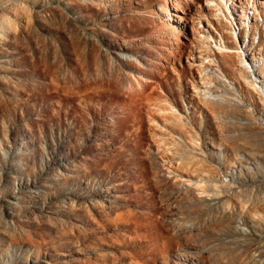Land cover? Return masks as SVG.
Returning <instances> with one entry per match:
<instances>
[{
	"label": "rangeland",
	"instance_id": "obj_1",
	"mask_svg": "<svg viewBox=\"0 0 264 264\" xmlns=\"http://www.w3.org/2000/svg\"><path fill=\"white\" fill-rule=\"evenodd\" d=\"M262 75L264 0H0V264H250Z\"/></svg>",
	"mask_w": 264,
	"mask_h": 264
},
{
	"label": "bare ground",
	"instance_id": "obj_2",
	"mask_svg": "<svg viewBox=\"0 0 264 264\" xmlns=\"http://www.w3.org/2000/svg\"><path fill=\"white\" fill-rule=\"evenodd\" d=\"M255 82L257 83V85L259 86V87H261L262 88V86L264 85V75H262V77H258L257 78V80H255ZM264 96V95H263ZM162 143V145H164V143L163 142H161ZM242 156V155H241ZM180 161V158L179 159H176L174 162V164H176V166L175 167H178V168H181V170H182V172L181 171H178V173L179 174H176V175H174L173 174V176L172 177H170V176H168V175H170L171 174V172H170V170L169 171H167V175H160V177L161 178H166V179H170V178H172V179H180L181 181H183L181 178L182 177H185L186 178V181L187 182H190V181H193V182H196V178H195V176H197L198 175V173H197V169H196V167H186V166H184L183 165V163L182 162H179ZM243 162V161H242ZM241 162V163H242ZM169 164H172V163H169ZM238 166V165H237ZM233 167V166H232ZM238 169V168H237ZM251 169V168H250ZM238 171V170H237ZM163 178V179H164ZM231 178V177H230ZM223 179V178H222ZM231 181H232V179H231ZM224 182H226V184L228 183L227 181H224ZM185 182H183V184H184ZM184 185H186V187L185 188H182V189H178L176 192H171V193H169V194H167L166 196H165V199L167 200H169L170 202H171V204H169V206H171L172 208H175L174 209V212H170V214L171 215H175V214H179V211L177 210V208H176V203H174L175 201H176V199H179V200H185L186 198H188V197H192L191 196V194H194V196H196V198L198 199V201H201L200 199L201 198H203V202H206L207 204H209L211 207H213V208H216L217 206H219V204H221L222 202H223V197H221V196H218V195H214V196H212V194L210 195V196H208L207 194H202L201 192H204V191H200V192H198V193H193V192H190V191H188V190H190L189 189V187H188V185L189 184H184ZM188 189V190H187ZM228 193H230V191L228 192ZM224 194V193H223ZM230 195V194H229ZM228 196V195H227ZM227 196H225V197H227ZM193 198V197H192ZM201 201V202H202ZM165 203V202H164ZM250 210V208L248 209V211ZM246 213V214H245ZM248 213L249 212H246V210L244 211V212H241V216H242V218H243V221L245 222V223H249V222H252V223H259V224H261L262 223V220L261 219H259L260 217L259 216H255V215H257L256 213H253L252 215H249L248 216ZM194 222H195V220L194 219H192V220H190V223H189V225L188 226H192V225H194ZM264 226V225H263ZM183 227H185V226H182V228ZM193 229H195V227H193ZM254 233H256V232H254ZM256 235V234H255ZM229 236H231V235H229ZM230 238V237H229ZM220 239H221V237H220ZM223 240V239H222ZM237 242L235 243V245L237 244V243H239V245L241 246V243H243V242H245L244 240H241V239H237L236 240ZM239 241V242H238ZM247 241V240H246ZM222 243V242H221ZM225 243H228V242H225ZM246 244H247V246H243V247H247L246 249H243L244 251V259L245 258H249L248 259V261H245V262H248V263H250V264H261L259 261H260V258L261 257H264V253L263 252H261L260 253V247L259 246H263L264 245V240H262L261 238H260V236H255V237H253V239H250V241H247V242H245ZM230 244V243H229ZM242 248V247H241ZM236 249H238V248H236ZM216 250H218L217 248H216V243L215 242H211L209 245H208V247H206L205 249H202V250H200V252L201 253H203V252H207V251H209V252H213V253H215L216 252ZM263 250V249H262ZM242 251V250H241ZM229 252H232V251H230L229 250ZM228 252V253H229ZM227 253V254H228ZM242 253V252H241ZM177 255H182V256H184V261L185 262H190V263H192V261H195L196 260V258L194 257V254L193 255H191V254H185V253H179V254H177ZM240 256V255H239ZM183 259V258H182Z\"/></svg>",
	"mask_w": 264,
	"mask_h": 264
}]
</instances>
